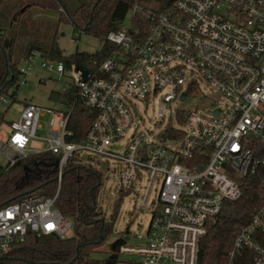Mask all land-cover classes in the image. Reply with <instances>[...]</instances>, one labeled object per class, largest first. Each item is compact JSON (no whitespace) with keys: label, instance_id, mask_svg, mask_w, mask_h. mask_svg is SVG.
<instances>
[{"label":"built area","instance_id":"1","mask_svg":"<svg viewBox=\"0 0 264 264\" xmlns=\"http://www.w3.org/2000/svg\"><path fill=\"white\" fill-rule=\"evenodd\" d=\"M131 12L128 24L121 22L106 34L108 48L94 52L102 58L93 59L91 69L68 66L36 49L24 56L17 68L21 83L35 67L55 71L69 80L61 94L71 92L73 99L64 111L25 102L9 131L0 133V172L46 151L59 156V181L70 157L81 164L87 153L119 161L125 167L120 178L125 190L146 174L142 208L158 185L148 229L137 236L144 244L121 245L119 252L139 255L137 264H197L208 225L264 165V157L254 152L264 142V0H174L165 11L135 4ZM197 79L219 91L224 105L211 113L176 111V126L167 125L158 142L150 132L133 131L128 98L146 100L161 93V121L165 104L187 99ZM75 103L93 114L80 138L69 127ZM46 114L50 117L43 125ZM42 129L45 134L37 136ZM122 140L126 144L118 153ZM33 141L45 147H33ZM56 198L57 192L36 194L1 207L0 252L28 233L67 237L73 221L55 206ZM245 251L253 264H264V203L235 233L229 264Z\"/></svg>","mask_w":264,"mask_h":264},{"label":"trees","instance_id":"2","mask_svg":"<svg viewBox=\"0 0 264 264\" xmlns=\"http://www.w3.org/2000/svg\"><path fill=\"white\" fill-rule=\"evenodd\" d=\"M174 0H86L70 9L65 0H0V7L10 13V24L30 7L59 11L58 22L70 23L75 30L105 39L106 34L123 22L135 4L146 7L154 3L159 11L170 8ZM14 37L4 42L0 36V101L9 89L18 84L19 74L16 57L25 56L30 50H39L44 57L64 61L68 66L76 64L91 69L93 59L102 58L101 53L74 52L64 56L54 38L49 42L35 39L16 49ZM107 47L104 41L103 47ZM12 100L15 93H11ZM51 100L66 102L73 99L71 92L61 94L52 91ZM93 114L75 103L71 110L69 127L73 137L80 138L92 121ZM5 113L0 111V125ZM257 158L264 157V142L254 148ZM59 156L46 151L19 161L7 171L0 172V208L31 195L52 197L57 192L55 206L73 221L74 233L65 238L41 236L28 233L22 242L14 243L6 253L0 252V264H115L113 259L95 258L92 253L105 245L113 233L118 214V201L113 207L111 219L106 221L97 211V198L102 186V174L93 167L70 157L58 180ZM123 192V190H120ZM264 203V165L257 167L242 185L237 200L225 201L215 222L207 227L199 242L197 264H229L228 252L239 228L247 224L252 213ZM233 264H253L251 252H243L233 259Z\"/></svg>","mask_w":264,"mask_h":264},{"label":"rangeland","instance_id":"3","mask_svg":"<svg viewBox=\"0 0 264 264\" xmlns=\"http://www.w3.org/2000/svg\"><path fill=\"white\" fill-rule=\"evenodd\" d=\"M86 0H65L70 9H75L80 3ZM142 8L155 7L154 3H146V7L138 4ZM59 11L46 10L37 7H30L18 19L17 22L10 24V13H7L5 7H0V36L4 38L5 44L14 37L16 39V49L19 52L23 47L35 39L49 42L54 38L58 47L64 56L74 52L94 53L99 50L104 43V39L91 36L83 31L75 30L70 23L58 22ZM131 10L127 13L124 24H128L131 17ZM17 68L23 65L24 56L16 57ZM17 86L9 89L8 95L4 98L6 102L0 101V111L5 113V122L0 125V133L5 135L9 131V122L15 120L23 104L32 101L40 106L54 109L66 110L65 102L51 100L49 95L52 91L62 93L67 87L69 80L58 75L55 71H49L35 67L27 76L26 82L21 76ZM196 90L189 94L185 100H172L167 102L164 112V118L159 121V109L163 104V95L156 94L146 100L128 98V105L133 120V131L150 132L155 142L159 141L167 125L176 126L177 119L175 113L190 112L197 110L200 112L211 113L218 106H223L225 98L208 82L197 79ZM15 93V99L12 100L11 93ZM50 114L41 117L43 125ZM37 136H43L45 130H38ZM126 140L120 142L117 149L118 153L123 152ZM33 147L42 149L45 144L42 141H33ZM175 148V147H174ZM0 163L4 160L0 157ZM83 164L96 168L102 174V186L97 198V211L100 216L108 221L111 219L113 207L119 201L118 214L116 216L113 233L107 238L104 246L92 253L95 258L113 259L115 264H137L140 260L139 255L119 252L120 245L141 246L145 240L138 239L137 236L144 235L148 229L151 220V211L156 208L155 200L157 196L158 185L155 183L150 191L149 198L145 208L141 207L142 196L147 186L146 174L142 179L134 181L130 190H125L120 183V178L124 171V165L119 161H114L108 157L87 153L84 155ZM120 190H123L121 192ZM128 229V239H126V230ZM74 233L71 230L67 235Z\"/></svg>","mask_w":264,"mask_h":264},{"label":"water","instance_id":"4","mask_svg":"<svg viewBox=\"0 0 264 264\" xmlns=\"http://www.w3.org/2000/svg\"><path fill=\"white\" fill-rule=\"evenodd\" d=\"M95 53H96V52H95ZM76 68H77V69H80V66L77 65ZM82 73H83V77H85L86 74H87V70L82 69ZM182 97H184V95H182ZM128 233H129V231H128V229H127V230H126V234H127L126 239H128V237H129V236H128ZM120 246H121V245H120ZM120 246H119V247H120Z\"/></svg>","mask_w":264,"mask_h":264},{"label":"snow or ice","instance_id":"5","mask_svg":"<svg viewBox=\"0 0 264 264\" xmlns=\"http://www.w3.org/2000/svg\"><path fill=\"white\" fill-rule=\"evenodd\" d=\"M48 227H52V225H48Z\"/></svg>","mask_w":264,"mask_h":264}]
</instances>
